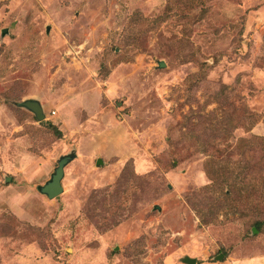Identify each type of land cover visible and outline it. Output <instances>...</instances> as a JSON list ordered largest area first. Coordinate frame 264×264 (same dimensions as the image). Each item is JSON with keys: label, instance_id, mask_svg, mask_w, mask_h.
I'll list each match as a JSON object with an SVG mask.
<instances>
[{"label": "rangeland", "instance_id": "1", "mask_svg": "<svg viewBox=\"0 0 264 264\" xmlns=\"http://www.w3.org/2000/svg\"><path fill=\"white\" fill-rule=\"evenodd\" d=\"M188 258L264 264V0H0V264Z\"/></svg>", "mask_w": 264, "mask_h": 264}, {"label": "water", "instance_id": "2", "mask_svg": "<svg viewBox=\"0 0 264 264\" xmlns=\"http://www.w3.org/2000/svg\"><path fill=\"white\" fill-rule=\"evenodd\" d=\"M20 105L31 110L36 115L37 119H45L46 115L42 104L39 101L28 99L23 101ZM69 161V156H64L63 158H61L59 160V164L55 170V173L52 175L51 180H49L45 185L40 187V191L46 194L49 198H55L64 192L62 180L65 173V166L68 164ZM187 262L195 264V260L190 258L187 259Z\"/></svg>", "mask_w": 264, "mask_h": 264}, {"label": "trees", "instance_id": "3", "mask_svg": "<svg viewBox=\"0 0 264 264\" xmlns=\"http://www.w3.org/2000/svg\"><path fill=\"white\" fill-rule=\"evenodd\" d=\"M258 228V227H257ZM259 229V228H258Z\"/></svg>", "mask_w": 264, "mask_h": 264}]
</instances>
